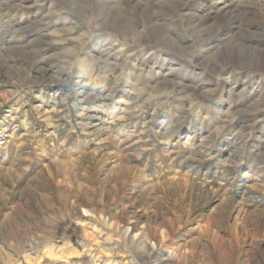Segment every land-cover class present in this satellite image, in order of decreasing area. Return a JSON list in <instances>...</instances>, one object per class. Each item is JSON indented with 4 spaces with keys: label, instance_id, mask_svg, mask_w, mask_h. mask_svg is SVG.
<instances>
[{
    "label": "rangeland",
    "instance_id": "1",
    "mask_svg": "<svg viewBox=\"0 0 264 264\" xmlns=\"http://www.w3.org/2000/svg\"><path fill=\"white\" fill-rule=\"evenodd\" d=\"M0 264H264V0H0Z\"/></svg>",
    "mask_w": 264,
    "mask_h": 264
}]
</instances>
